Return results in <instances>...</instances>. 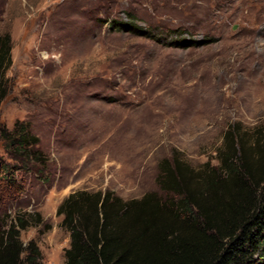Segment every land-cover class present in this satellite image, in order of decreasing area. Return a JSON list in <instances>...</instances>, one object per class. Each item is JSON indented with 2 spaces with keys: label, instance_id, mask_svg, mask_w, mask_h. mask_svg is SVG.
<instances>
[{
  "label": "rangeland",
  "instance_id": "obj_1",
  "mask_svg": "<svg viewBox=\"0 0 264 264\" xmlns=\"http://www.w3.org/2000/svg\"><path fill=\"white\" fill-rule=\"evenodd\" d=\"M129 14L148 34L103 22ZM5 34L0 134L22 123L38 142L28 160L0 137V216L41 215L21 240L44 264H66L57 209L71 194L169 202L176 160L217 167L228 131L264 127V0H0Z\"/></svg>",
  "mask_w": 264,
  "mask_h": 264
},
{
  "label": "trees",
  "instance_id": "obj_2",
  "mask_svg": "<svg viewBox=\"0 0 264 264\" xmlns=\"http://www.w3.org/2000/svg\"><path fill=\"white\" fill-rule=\"evenodd\" d=\"M128 17L131 22H103L148 34ZM11 42L9 34L0 36V105L8 94ZM252 134L248 139L246 131H228L217 167L206 163L198 172L176 160L160 179L172 195L169 202L154 194L125 201L109 190L71 194L57 209L71 238L66 264H255L264 259V127ZM0 137L28 160L29 146L38 142L22 123L13 132L3 128ZM41 222L39 214L32 222L18 216L11 224L0 216V264H44L36 243L21 240V231Z\"/></svg>",
  "mask_w": 264,
  "mask_h": 264
}]
</instances>
